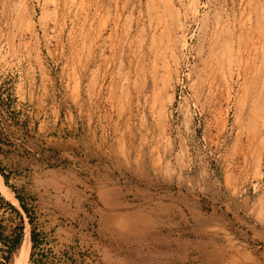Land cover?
<instances>
[{
  "label": "rangeland",
  "instance_id": "obj_1",
  "mask_svg": "<svg viewBox=\"0 0 264 264\" xmlns=\"http://www.w3.org/2000/svg\"><path fill=\"white\" fill-rule=\"evenodd\" d=\"M1 131L0 264H264V0H0Z\"/></svg>",
  "mask_w": 264,
  "mask_h": 264
},
{
  "label": "trees",
  "instance_id": "obj_2",
  "mask_svg": "<svg viewBox=\"0 0 264 264\" xmlns=\"http://www.w3.org/2000/svg\"><path fill=\"white\" fill-rule=\"evenodd\" d=\"M4 137H6V134L3 136V132L1 131L0 132V142H2V143L5 142ZM0 150H1V146H0ZM0 171H2L1 166H0ZM0 202L6 204L10 209H12L14 212H16L19 215L18 209L13 204H11L10 202L5 201L1 195H0ZM20 205H21L22 209L27 213V208L25 207V205L22 202ZM28 221H29V223H31V218H29ZM22 230H23V225L17 226L15 228V230H14L15 232L13 233L12 236H8V235L4 236L3 233L0 231V242H2L5 245V247H6L5 251L7 252V254L4 256L5 259L8 260L10 254L20 244V241L22 238ZM30 240L32 242V249L36 248L38 246L39 242H38L37 234H35L34 228H32L30 231ZM32 256H33V254H32Z\"/></svg>",
  "mask_w": 264,
  "mask_h": 264
},
{
  "label": "bare ground",
  "instance_id": "obj_3",
  "mask_svg": "<svg viewBox=\"0 0 264 264\" xmlns=\"http://www.w3.org/2000/svg\"><path fill=\"white\" fill-rule=\"evenodd\" d=\"M27 242H28V233H26L25 237L22 239V241L20 243V246L18 248V252L20 254H23L24 253V251L26 249V246H27Z\"/></svg>",
  "mask_w": 264,
  "mask_h": 264
}]
</instances>
